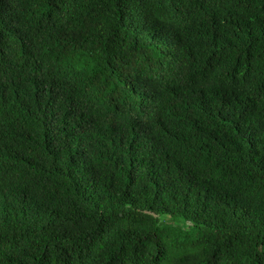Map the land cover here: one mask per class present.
Wrapping results in <instances>:
<instances>
[{"label":"trees","instance_id":"16d2710c","mask_svg":"<svg viewBox=\"0 0 264 264\" xmlns=\"http://www.w3.org/2000/svg\"><path fill=\"white\" fill-rule=\"evenodd\" d=\"M0 264H264V0H0Z\"/></svg>","mask_w":264,"mask_h":264}]
</instances>
